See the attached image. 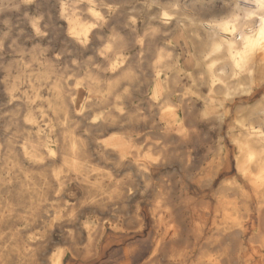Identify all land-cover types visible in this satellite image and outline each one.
<instances>
[{"label":"clouds","instance_id":"clouds-1","mask_svg":"<svg viewBox=\"0 0 264 264\" xmlns=\"http://www.w3.org/2000/svg\"><path fill=\"white\" fill-rule=\"evenodd\" d=\"M0 264H264V0H0Z\"/></svg>","mask_w":264,"mask_h":264}]
</instances>
